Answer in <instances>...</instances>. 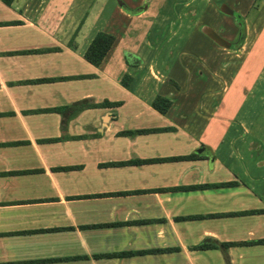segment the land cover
I'll return each mask as SVG.
<instances>
[{
	"label": "crops",
	"instance_id": "obj_1",
	"mask_svg": "<svg viewBox=\"0 0 264 264\" xmlns=\"http://www.w3.org/2000/svg\"><path fill=\"white\" fill-rule=\"evenodd\" d=\"M122 1L0 0V264H264V0Z\"/></svg>",
	"mask_w": 264,
	"mask_h": 264
},
{
	"label": "rangeland",
	"instance_id": "obj_2",
	"mask_svg": "<svg viewBox=\"0 0 264 264\" xmlns=\"http://www.w3.org/2000/svg\"><path fill=\"white\" fill-rule=\"evenodd\" d=\"M115 1H116V3H118L117 0H115ZM127 1L129 3H131V5H130L128 2L127 3L125 2L127 7H130V9H136L135 7H133L134 5H136V4H134L136 2V0H127ZM228 1H230V3L232 2L231 0H228ZM261 2L262 1H260L259 3H261ZM132 4H133V6H132ZM136 6H139V5H136ZM205 13L206 14H210L207 11ZM116 14H118V13H116ZM215 14L219 15L220 17H224L227 20H232V18H233L232 15L225 14L223 12H217L216 11ZM251 14H252L251 12H248L249 17L253 16V14L252 15ZM117 17H121V15H119ZM146 18H148V17L146 16ZM236 27L238 28V32H240L241 30L244 29V24H242V25L240 24V26L239 25L237 26V24H236ZM244 32H245V30H244ZM178 37H179V35H178ZM174 39L176 41L172 42V40H171L170 42H166L165 43V45H164L165 48L163 49V52H166L168 54L169 53H173L174 54L175 51H178L180 49L181 42L178 40L177 36L174 37ZM241 39H242V34L240 33L239 36H238V41L235 43V46L238 43L241 42ZM263 51L257 52V53L254 54L253 57L246 59V63L241 65V70L243 69V66L247 70V68L249 66H252V65H255V69H256V67L260 65V62H261V60H262V58L264 56V52ZM160 62L161 61L159 60L158 61V65H156L155 68L160 67V70H162V72H165L163 66H161L162 63H160ZM252 71H253V73L250 76H255V73H254L255 70H252ZM245 76H246V74L243 73V71H240L238 79L239 80L243 79ZM190 83H191V81H190ZM179 85H187V80L185 78L184 79L182 78L180 80V82H179ZM237 85H238V83H237ZM233 86H236V85H231L230 86V87H232V89H231V91H229V100L232 103V105L235 106V108L237 109L239 107V105H240L239 102L241 101V96L239 95V93L241 92V94H243V92L245 91V88H243L241 85H238V87H240L239 88V92H238V88H235V91H236L235 92ZM199 93H201V91ZM248 107H249V104H246L245 108H248ZM243 108H244V106H243ZM253 109H254V111H253V114L251 116L252 121L251 122L249 121V123H246V124L249 126V128H250V130L252 132H254V133L257 132V133H259L261 135L262 141L259 143V145H262L261 146L262 149H259L257 152H260L259 154L261 156H263L264 155V148H263L264 147V103L262 102V103H258L257 104V101H256L255 106H254Z\"/></svg>",
	"mask_w": 264,
	"mask_h": 264
},
{
	"label": "trees",
	"instance_id": "obj_3",
	"mask_svg": "<svg viewBox=\"0 0 264 264\" xmlns=\"http://www.w3.org/2000/svg\"><path fill=\"white\" fill-rule=\"evenodd\" d=\"M6 2H10V0H6ZM130 13H136L139 12L140 9H129ZM244 31L241 30V34L243 35ZM115 34L112 32L106 31V30H99L96 32L92 40L90 41L89 45L87 46V49L85 50L84 57L90 61L91 63L95 65H99L104 57L106 56L107 52L110 50V48L113 46L115 42ZM242 40V39H241ZM125 77L129 78L128 80H131V76L128 73H125ZM52 80L53 78H42V80ZM128 80L122 79L124 85L128 86ZM104 103L107 104H117L119 103L118 101H105ZM103 103V104H104ZM90 103L87 104L86 101H80L76 103L74 106L76 108H82L84 106H88ZM152 105L158 109L160 112H166V110L169 108L171 105V99L162 95H157L153 101ZM132 130H125L123 132H130ZM187 157L191 158L192 155H188ZM230 183V182H229ZM205 184H197V185H190V188L192 187H197V186H203ZM251 211V210H250ZM188 218H193L195 216L189 215L187 216ZM259 241H264V239H260ZM202 246V245H200Z\"/></svg>",
	"mask_w": 264,
	"mask_h": 264
},
{
	"label": "water",
	"instance_id": "obj_4",
	"mask_svg": "<svg viewBox=\"0 0 264 264\" xmlns=\"http://www.w3.org/2000/svg\"><path fill=\"white\" fill-rule=\"evenodd\" d=\"M120 4H123L124 1L118 0ZM221 9L229 14H234V9L229 7L228 5H224L221 7ZM205 32L212 38L214 39L218 44H220L223 47H231L232 42L223 37L218 31L213 29L212 27H208Z\"/></svg>",
	"mask_w": 264,
	"mask_h": 264
},
{
	"label": "flooded vegetation",
	"instance_id": "obj_5",
	"mask_svg": "<svg viewBox=\"0 0 264 264\" xmlns=\"http://www.w3.org/2000/svg\"><path fill=\"white\" fill-rule=\"evenodd\" d=\"M126 8H129L130 9V7H126ZM234 16H235V18H236V20L241 24V23H243V19H242V17H241V15L237 12V11H234V14H233ZM243 31H244V29H243ZM241 33V31L240 32H238V36H239V34ZM244 34V33H243ZM242 38H243V35H242ZM238 41V37H237V39H235L234 41H232L233 43V45L236 43Z\"/></svg>",
	"mask_w": 264,
	"mask_h": 264
}]
</instances>
